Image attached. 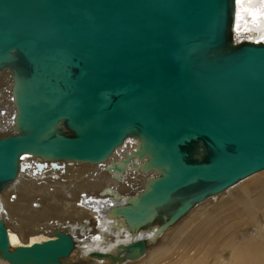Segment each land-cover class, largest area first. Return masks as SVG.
Here are the masks:
<instances>
[{
    "label": "water",
    "instance_id": "1",
    "mask_svg": "<svg viewBox=\"0 0 264 264\" xmlns=\"http://www.w3.org/2000/svg\"><path fill=\"white\" fill-rule=\"evenodd\" d=\"M234 23L235 0H0V73L13 108L0 191L29 169L25 155L54 169L102 164L136 139L107 168L117 178L128 164L156 174L107 209L133 237L264 170V44L235 40ZM77 243L55 232L11 250L0 219L8 264H67ZM147 246L138 237L89 257L136 261Z\"/></svg>",
    "mask_w": 264,
    "mask_h": 264
},
{
    "label": "bare ground",
    "instance_id": "2",
    "mask_svg": "<svg viewBox=\"0 0 264 264\" xmlns=\"http://www.w3.org/2000/svg\"><path fill=\"white\" fill-rule=\"evenodd\" d=\"M233 35L238 41L264 44V0H235ZM10 87L7 72L0 73V112H5L0 115V137L12 132ZM137 142L127 138L102 164L59 161L54 169L48 161L23 156L29 169L0 191V219L11 250L61 232L78 241L67 264H107L89 253L113 254L116 245L138 237L148 243L144 256L120 264H264V170L198 203L163 231L152 228L133 237L124 233L122 221L107 209L116 205L115 196L122 204L156 174L128 164L117 178L107 168L119 163ZM108 189L112 196L105 193ZM0 264L8 263L0 259Z\"/></svg>",
    "mask_w": 264,
    "mask_h": 264
},
{
    "label": "snow or ice",
    "instance_id": "3",
    "mask_svg": "<svg viewBox=\"0 0 264 264\" xmlns=\"http://www.w3.org/2000/svg\"><path fill=\"white\" fill-rule=\"evenodd\" d=\"M237 2L239 3V0H237Z\"/></svg>",
    "mask_w": 264,
    "mask_h": 264
},
{
    "label": "rangeland",
    "instance_id": "4",
    "mask_svg": "<svg viewBox=\"0 0 264 264\" xmlns=\"http://www.w3.org/2000/svg\"><path fill=\"white\" fill-rule=\"evenodd\" d=\"M4 110H2V112H3ZM258 173V172H257Z\"/></svg>",
    "mask_w": 264,
    "mask_h": 264
}]
</instances>
